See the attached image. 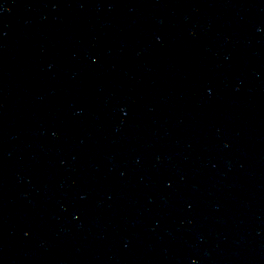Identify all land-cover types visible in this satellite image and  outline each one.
I'll return each instance as SVG.
<instances>
[{
	"label": "water",
	"instance_id": "obj_1",
	"mask_svg": "<svg viewBox=\"0 0 264 264\" xmlns=\"http://www.w3.org/2000/svg\"><path fill=\"white\" fill-rule=\"evenodd\" d=\"M0 264H264V0H0Z\"/></svg>",
	"mask_w": 264,
	"mask_h": 264
}]
</instances>
